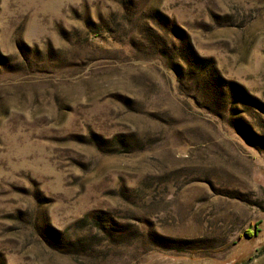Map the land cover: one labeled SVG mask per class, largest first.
I'll return each instance as SVG.
<instances>
[{"label":"rangeland","instance_id":"obj_1","mask_svg":"<svg viewBox=\"0 0 264 264\" xmlns=\"http://www.w3.org/2000/svg\"><path fill=\"white\" fill-rule=\"evenodd\" d=\"M0 264H264V0H0Z\"/></svg>","mask_w":264,"mask_h":264}]
</instances>
